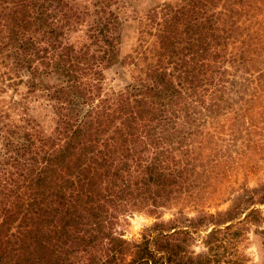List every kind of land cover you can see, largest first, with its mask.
Returning <instances> with one entry per match:
<instances>
[{"label":"trees","instance_id":"1","mask_svg":"<svg viewBox=\"0 0 264 264\" xmlns=\"http://www.w3.org/2000/svg\"><path fill=\"white\" fill-rule=\"evenodd\" d=\"M136 2L0 0V92H38L0 104V264L247 261L237 244L259 214L247 211L250 199L217 212L221 222L201 211L176 226L177 211L136 241L123 239L121 226L134 213L159 219L200 200L207 171L192 163L191 138L228 107L222 66L247 62L249 46L236 36L251 35L237 16L264 0H173L143 13ZM129 19L137 45L119 57ZM119 62L129 82L104 89L103 71ZM19 109L14 120L9 112ZM245 211L241 223L219 227ZM201 227L205 251L188 252Z\"/></svg>","mask_w":264,"mask_h":264},{"label":"rangeland","instance_id":"2","mask_svg":"<svg viewBox=\"0 0 264 264\" xmlns=\"http://www.w3.org/2000/svg\"><path fill=\"white\" fill-rule=\"evenodd\" d=\"M75 1L79 3L83 0ZM172 1L137 0L135 7L138 13H143L157 3ZM220 4L216 5L217 8ZM256 6L258 10L243 7L249 10L247 15L244 16L242 13L237 16L239 23L241 22L239 28L247 27L251 33L244 38L245 30H242L238 31L236 36V41L243 40V47L249 46V50L244 54L247 62L243 61L231 68L228 64L222 66L225 73L221 76V84L226 86V89L223 96L225 102L221 104L228 107L220 109L211 120L213 124L199 127L197 135L191 138L193 140L190 144L193 150L191 155L195 157L192 163L201 165L200 168H196L197 172L200 169L207 171L205 175L200 176V181H205V188L197 192L200 200H197L196 205H192L191 201L182 202L185 203L182 206L171 205L168 209L159 211V219L144 213L132 214L121 226L122 238L126 241L138 240L141 231L158 220L165 222L180 217V223L174 224L182 226L184 218H194L201 211L212 214V222H221L225 216H217V212L225 213L228 209L239 207L250 199L251 205L247 211L257 210L259 214L257 219L240 227L242 236L237 244V254L246 257L245 264H264V6L259 4ZM126 22L122 29L119 57L134 56L132 51L137 45L135 41L137 24L130 19ZM256 31L259 33L258 36L255 35ZM129 69L130 67L122 66L119 62L104 70V89L117 90L127 84L130 80ZM36 95L38 92L26 97L23 85H18L17 91L4 88L0 92L2 100L0 104L8 106L12 101L21 104L27 99L33 101L37 98ZM20 107L21 105H18V108ZM9 114L11 118L18 120L21 111L19 109ZM42 123L43 128L48 127L47 120H43ZM177 211H180L182 216L178 217ZM247 211L238 219L219 227L241 223ZM214 226L209 227L207 232ZM197 232L191 236L193 240L187 247L188 252L194 254L205 251L200 241L205 232L202 231V227Z\"/></svg>","mask_w":264,"mask_h":264}]
</instances>
